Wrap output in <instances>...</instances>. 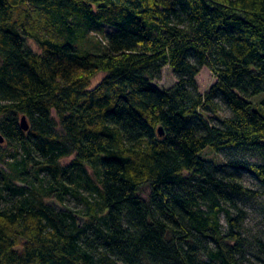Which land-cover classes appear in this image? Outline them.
Returning a JSON list of instances; mask_svg holds the SVG:
<instances>
[{
    "label": "trees",
    "instance_id": "16d2710c",
    "mask_svg": "<svg viewBox=\"0 0 264 264\" xmlns=\"http://www.w3.org/2000/svg\"><path fill=\"white\" fill-rule=\"evenodd\" d=\"M0 132V264H264V0H0Z\"/></svg>",
    "mask_w": 264,
    "mask_h": 264
},
{
    "label": "rangeland",
    "instance_id": "374dc122",
    "mask_svg": "<svg viewBox=\"0 0 264 264\" xmlns=\"http://www.w3.org/2000/svg\"><path fill=\"white\" fill-rule=\"evenodd\" d=\"M108 29V28H107ZM104 34L102 33L101 35H97L96 33H92L90 35L89 38L86 39V42L89 46V51H93L95 53L98 54H102L107 52L106 50V45L104 43H102V41L100 40L101 38H104ZM29 43L33 46V48L35 50L39 49L38 45L33 41V40H28ZM77 44V43H76ZM85 44V46L87 45ZM163 72L161 77H159L154 84L158 85L160 88H165L167 89L168 87L174 85L177 82V76L174 72L173 69H171L168 65L166 67L163 68ZM105 75V73L99 74L98 76H96L93 80V86L99 84V82L102 80L103 76ZM197 78V89H199V91L201 92H206L207 90L210 89L211 85L216 81V77L213 74V72L211 71V69H209L208 67H203L200 71V73L196 76ZM261 97H256L254 98L255 100H260ZM3 148H5V152H7L8 155L11 154L12 152V147L9 145H7L6 143L2 144ZM206 151V150H205ZM204 151V152H205ZM209 150H207L205 152V154H207ZM204 154V153H203ZM228 158V155L225 154H220L217 157V160L219 161H224L225 159ZM253 161H257L256 157H250ZM72 157L71 158H64L63 163L65 164H69L72 162ZM245 182L246 184H253L252 179L249 175H247L245 177ZM67 202L69 203V206H71L73 209L77 210V209H83L84 208V204L76 199H68ZM248 208L250 207V209H253V204L252 203H248ZM248 229H250V233H255L258 229L260 228H264V222H259V220H253L251 219L248 223H247ZM255 250L254 248L251 249L249 257L251 260V263L248 264H255V263H259V260L257 258H255ZM123 264V263H122Z\"/></svg>",
    "mask_w": 264,
    "mask_h": 264
},
{
    "label": "water",
    "instance_id": "95a60500",
    "mask_svg": "<svg viewBox=\"0 0 264 264\" xmlns=\"http://www.w3.org/2000/svg\"><path fill=\"white\" fill-rule=\"evenodd\" d=\"M22 127L26 130H28V128H29L27 118H25L24 116L22 117ZM160 133L163 134L162 128H160ZM4 140H5V138H4L3 134L0 132V144H3L5 142Z\"/></svg>",
    "mask_w": 264,
    "mask_h": 264
}]
</instances>
